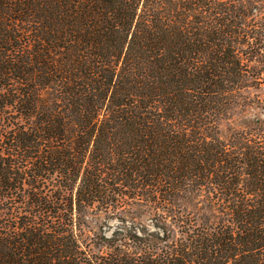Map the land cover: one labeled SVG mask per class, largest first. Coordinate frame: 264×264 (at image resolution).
Segmentation results:
<instances>
[{"label":"trees","instance_id":"16d2710c","mask_svg":"<svg viewBox=\"0 0 264 264\" xmlns=\"http://www.w3.org/2000/svg\"><path fill=\"white\" fill-rule=\"evenodd\" d=\"M262 86L264 0H0V264H264Z\"/></svg>","mask_w":264,"mask_h":264},{"label":"rangeland","instance_id":"374dc122","mask_svg":"<svg viewBox=\"0 0 264 264\" xmlns=\"http://www.w3.org/2000/svg\"><path fill=\"white\" fill-rule=\"evenodd\" d=\"M247 95L249 96H253V95H258L261 97H264V86H262L261 88L258 89H254V88H250L249 90H247ZM255 109L249 108L245 110V113L248 115H251L255 112ZM228 124H230V122H223L221 124V136L225 137L227 134V127ZM89 225L96 231H99V229L102 228H106L108 226L114 225L115 222L111 221L109 219H106L103 214H98L95 216H91L87 218ZM107 230V229H105Z\"/></svg>","mask_w":264,"mask_h":264}]
</instances>
